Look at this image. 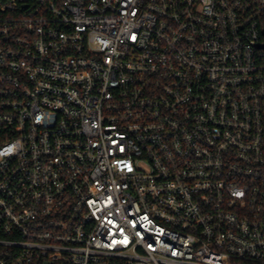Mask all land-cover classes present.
<instances>
[{
    "label": "built area",
    "instance_id": "built-area-1",
    "mask_svg": "<svg viewBox=\"0 0 264 264\" xmlns=\"http://www.w3.org/2000/svg\"><path fill=\"white\" fill-rule=\"evenodd\" d=\"M264 264V0H0V264Z\"/></svg>",
    "mask_w": 264,
    "mask_h": 264
},
{
    "label": "trees",
    "instance_id": "trees-1",
    "mask_svg": "<svg viewBox=\"0 0 264 264\" xmlns=\"http://www.w3.org/2000/svg\"><path fill=\"white\" fill-rule=\"evenodd\" d=\"M235 264H260L252 261H237Z\"/></svg>",
    "mask_w": 264,
    "mask_h": 264
}]
</instances>
